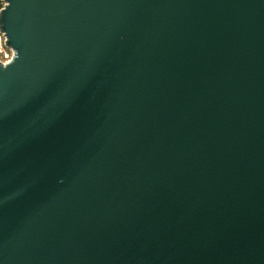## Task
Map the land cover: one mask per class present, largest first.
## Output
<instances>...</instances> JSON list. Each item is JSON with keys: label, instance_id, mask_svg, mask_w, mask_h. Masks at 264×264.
Returning <instances> with one entry per match:
<instances>
[{"label": "water", "instance_id": "1", "mask_svg": "<svg viewBox=\"0 0 264 264\" xmlns=\"http://www.w3.org/2000/svg\"><path fill=\"white\" fill-rule=\"evenodd\" d=\"M0 264H264V0H3Z\"/></svg>", "mask_w": 264, "mask_h": 264}, {"label": "built area", "instance_id": "2", "mask_svg": "<svg viewBox=\"0 0 264 264\" xmlns=\"http://www.w3.org/2000/svg\"><path fill=\"white\" fill-rule=\"evenodd\" d=\"M13 57V50L5 44V36L0 31V61L7 62Z\"/></svg>", "mask_w": 264, "mask_h": 264}, {"label": "rangeland", "instance_id": "3", "mask_svg": "<svg viewBox=\"0 0 264 264\" xmlns=\"http://www.w3.org/2000/svg\"><path fill=\"white\" fill-rule=\"evenodd\" d=\"M3 4H4L3 0H0V8H2Z\"/></svg>", "mask_w": 264, "mask_h": 264}]
</instances>
